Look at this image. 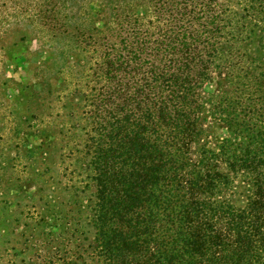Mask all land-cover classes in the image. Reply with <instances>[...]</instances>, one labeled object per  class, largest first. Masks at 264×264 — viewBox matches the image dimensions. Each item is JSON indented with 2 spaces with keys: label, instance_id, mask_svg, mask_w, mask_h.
Returning a JSON list of instances; mask_svg holds the SVG:
<instances>
[{
  "label": "trees",
  "instance_id": "16d2710c",
  "mask_svg": "<svg viewBox=\"0 0 264 264\" xmlns=\"http://www.w3.org/2000/svg\"><path fill=\"white\" fill-rule=\"evenodd\" d=\"M221 1L85 31L83 87L6 166L0 264H264V4Z\"/></svg>",
  "mask_w": 264,
  "mask_h": 264
},
{
  "label": "rangeland",
  "instance_id": "374dc122",
  "mask_svg": "<svg viewBox=\"0 0 264 264\" xmlns=\"http://www.w3.org/2000/svg\"><path fill=\"white\" fill-rule=\"evenodd\" d=\"M167 1L0 0V201L8 186L6 166L17 162L13 172L19 177L22 166L30 164L27 156L34 140L32 127L50 126V121L59 120L58 114L64 113L60 107L64 99L54 90L62 89L67 95L74 86L83 87L89 55L79 42L84 40L85 31L100 26L103 20L115 24L127 13L141 14L147 4ZM221 4L248 9L260 7L264 0H222ZM72 72L79 80L70 85ZM46 101L50 106L40 108ZM26 118H32L31 122ZM21 209L17 212L22 213ZM13 228L19 231L22 225ZM8 254H3L5 260L10 258Z\"/></svg>",
  "mask_w": 264,
  "mask_h": 264
}]
</instances>
